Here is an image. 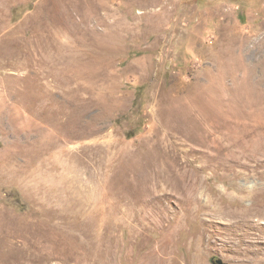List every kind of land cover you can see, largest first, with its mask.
<instances>
[{
    "label": "rangeland",
    "instance_id": "374dc122",
    "mask_svg": "<svg viewBox=\"0 0 264 264\" xmlns=\"http://www.w3.org/2000/svg\"><path fill=\"white\" fill-rule=\"evenodd\" d=\"M264 264V0H0V264Z\"/></svg>",
    "mask_w": 264,
    "mask_h": 264
},
{
    "label": "water",
    "instance_id": "95a60500",
    "mask_svg": "<svg viewBox=\"0 0 264 264\" xmlns=\"http://www.w3.org/2000/svg\"><path fill=\"white\" fill-rule=\"evenodd\" d=\"M215 264H228V263L224 262L222 259H218L216 260Z\"/></svg>",
    "mask_w": 264,
    "mask_h": 264
}]
</instances>
